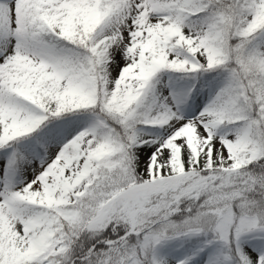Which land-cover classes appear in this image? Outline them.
I'll use <instances>...</instances> for the list:
<instances>
[{"label":"snow or ice","instance_id":"1","mask_svg":"<svg viewBox=\"0 0 264 264\" xmlns=\"http://www.w3.org/2000/svg\"><path fill=\"white\" fill-rule=\"evenodd\" d=\"M0 264H264V0H0Z\"/></svg>","mask_w":264,"mask_h":264}]
</instances>
